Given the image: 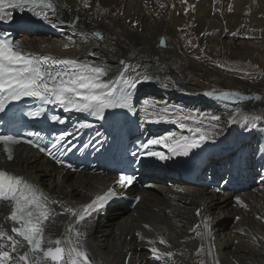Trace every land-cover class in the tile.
<instances>
[{
	"label": "bare ground",
	"instance_id": "1",
	"mask_svg": "<svg viewBox=\"0 0 264 264\" xmlns=\"http://www.w3.org/2000/svg\"><path fill=\"white\" fill-rule=\"evenodd\" d=\"M54 2L57 16L49 13V20L35 16L30 10L22 11V19L39 24L31 32L27 31V34H33L31 38L22 36L23 39L18 41L26 51L75 57L81 62L105 65L113 72L120 70L124 64L140 72L147 71L159 79L145 85L142 92L151 88L149 94L144 96L159 102V108L165 105L180 106L186 112L219 116L221 119L218 122L205 120L202 125L211 134L210 140L229 144L230 137H235V140L243 141L245 147V152H242L244 156L226 171L236 180L232 189H228L223 196L199 178L192 183L175 181L173 188L164 185L172 173L168 168L165 171L168 175L153 173L150 177L152 181L147 185L132 186L128 195L140 196L141 202L130 208L126 215L122 214V206L117 203H113L111 210L103 207L93 213L83 228L84 245L92 264H164V261L152 258L149 250L152 245L147 242L158 236H163L170 247L159 244L158 240L155 246L161 251L176 253L173 257L176 264H200L201 261L203 264H214L215 261L219 264H264V140H259L264 139V90L254 91L243 81L210 69L197 79L202 70L197 72L199 66L190 61L184 46L182 48L180 44V41L183 42L182 32L187 31L196 36L202 52H208L212 58L226 54L242 62L253 74L264 72V0ZM145 4L152 11L154 19L150 18ZM53 27L59 28L65 35L54 32ZM93 32L101 33L104 39L91 36ZM234 38L242 39L239 42L246 49L245 52L234 50ZM161 39L164 40L163 45ZM65 43L72 46L64 50ZM170 43L176 45L175 51L169 49ZM223 81L227 84V90L221 88ZM210 82L216 87L213 90L208 87ZM222 91H238L249 99H218ZM209 92L213 95H205ZM258 106L261 108L251 114L250 109ZM237 111L250 119H258L244 123L238 116L237 123H229V117ZM186 123L191 124V121ZM239 123L244 126V132L228 136L229 130ZM211 124L216 127L212 128ZM147 131L152 132L151 137L156 136L152 127H147ZM256 139L259 141L256 142ZM0 168L24 176L51 198L73 207L83 205L96 194L113 188L112 183L116 178L108 172L95 175L88 170L72 172L59 168L23 147L18 149L12 162L0 150ZM76 188H80V192ZM114 190L121 191L119 187ZM237 197L246 207L237 204ZM53 207L62 211L58 204ZM197 210L201 215H197ZM10 211L6 203L0 202V225L9 234L12 224L5 217ZM205 217L209 218V235L201 238L196 232L203 231ZM222 218L234 219V232L227 236L219 233ZM70 219L67 214L54 217L49 229L53 238L64 232ZM145 224L150 228H144ZM197 224L201 227L193 231ZM137 232L145 239H140ZM253 237H256L255 242ZM201 245L203 252L197 255ZM209 250L212 255L208 254ZM168 264L172 262L168 261Z\"/></svg>",
	"mask_w": 264,
	"mask_h": 264
},
{
	"label": "snow or ice",
	"instance_id": "2",
	"mask_svg": "<svg viewBox=\"0 0 264 264\" xmlns=\"http://www.w3.org/2000/svg\"><path fill=\"white\" fill-rule=\"evenodd\" d=\"M24 8L44 20H49V13L53 17L57 16V5L54 0H0V22H11L14 18L13 10ZM91 36L100 40L104 39L99 32H93ZM160 43L163 45L164 40L161 39ZM71 46V43H65L63 49L68 50ZM121 63L124 62L121 61ZM154 79L158 80L159 77L149 74L147 71H137L131 66L113 72L105 65L81 62L75 57L37 55L26 51L20 43L0 35V112L5 110L9 102L30 97L41 102V106L27 113L32 118L44 116L46 113L44 105L54 104L62 107L65 111L74 110L89 113L98 119H104L105 112L109 109L124 108L132 111L133 95L137 86ZM205 95H213V93L209 92ZM217 98L231 101L249 99L238 91H222ZM255 98L260 99V97ZM158 103L146 99L144 111L155 109ZM153 114L159 115V119L153 122H160L174 115L175 119L171 122L176 123L180 129H187L188 132L194 134L185 136L169 132L167 135L150 139L147 144L143 145V148L148 149L144 154L160 160L170 157L163 152L151 150L150 146L163 145L173 155L188 156L193 149L200 148L211 139V134L202 127L205 120L218 122L221 119L216 115L207 116L202 113L186 112L180 106L169 107L167 105L160 107L159 113ZM238 116L239 120L244 123H252L253 119H258V117L250 119L248 115L237 111L236 114L229 117V123H237ZM50 119L64 123V120L58 115H52ZM187 121H191V124L186 123ZM83 126L81 125V127ZM210 126L216 127L215 124ZM252 126L255 127V124L253 123ZM195 133H199V135L196 136ZM28 135L38 139L42 138L39 132H29ZM70 135H72L71 132L61 134L51 147L62 149L63 142ZM25 142L39 148L42 152L46 151L33 140ZM19 143L21 140L13 135H0V146H2L8 161L14 159L13 146ZM87 146L85 145V147ZM48 155L57 164L64 165L65 162L57 158L52 151H48ZM66 166L72 168L71 164ZM133 181L132 175L121 174L116 183L123 186L131 185ZM117 195L118 193L113 188H108L103 193L96 194L83 205L68 206L62 201L51 198L29 179L8 170H0V202L6 203L10 207L11 211L5 220L12 224L11 234L3 225H0V264H92L84 245L83 228L93 213L107 206ZM135 199L139 202L140 197ZM236 202L246 207L239 197L236 198ZM57 204L62 211H57L53 207ZM65 214L72 219L68 221L64 232L53 238L49 231L50 225L54 222V217ZM197 215H201L200 210H197ZM208 219V217L204 218L203 231H197V236L204 238L209 235ZM237 219L239 218L237 217ZM143 227L150 228L148 224ZM200 227L201 225L197 224L193 231ZM136 235L142 240L145 239L139 232ZM157 240L159 244L170 247L163 236L148 240L147 242L152 245L149 249L152 258L164 261V264H168V261L176 264L173 259L176 253L161 251L155 246ZM255 241L256 237H253V242ZM202 252L203 245L197 250V255ZM208 254L212 255L211 250ZM200 264H203V261ZM214 264H219V262L215 261Z\"/></svg>",
	"mask_w": 264,
	"mask_h": 264
},
{
	"label": "rangeland",
	"instance_id": "3",
	"mask_svg": "<svg viewBox=\"0 0 264 264\" xmlns=\"http://www.w3.org/2000/svg\"><path fill=\"white\" fill-rule=\"evenodd\" d=\"M145 8L147 11L149 10L148 13H150V18L154 19L153 13L147 4H145ZM30 28H32L31 30L35 29V28H33V26ZM18 31H19V37H17L18 40L23 39L22 36H26V37L31 38L33 35V34H27V32H23L24 34H22L21 29H18ZM182 36H183V39H182L183 42L180 41V44L182 43V48L184 46V52L186 54H188V58L190 59V61H192L195 65L199 66V68L197 69V72H200L202 70L198 74L197 79L200 78L201 73L203 74V73H205L206 70L210 69V71L217 72V73L224 75V76L235 77V78L241 80V82L243 81L244 84L247 85V87H252L254 89V91L258 92V91L264 90V72L260 71L257 74L256 73L253 74L246 69V66H244V64L242 62H240L237 59H233L232 57L230 58V56L226 55V54H223L220 57L212 58L208 52H202L201 48L199 47L200 45L197 43L195 35L193 36L191 34H188L186 31V32H182ZM194 39H195L196 43H195ZM243 39H245V38H243ZM240 40H242V39H240ZM240 40H239V38L233 39L234 50H240V51L245 52L246 49L240 45V42H239ZM190 42H192V43H190ZM244 42L247 43V41H244ZM137 47H139L138 44H137ZM168 47H169V49L171 48L170 50H172V51L176 50V45L174 43H170ZM197 57H199V59H197ZM222 84L223 85L221 86V88L227 90L228 87H227L226 82L223 81ZM208 87L211 90L216 88L214 83H211V82L209 83ZM260 108H261V106H258L257 108L255 107L253 109H250L251 114H252V112H254V110H258ZM244 129H245L244 126L241 123H239L238 126L229 130L228 136L229 135L230 136L237 135L239 133L241 135L244 132ZM89 171L91 172V170H89ZM95 175H98V172H95ZM223 181H225V179ZM169 182L175 183V181H169ZM164 185H166V183ZM137 186L138 185H136V187ZM171 188H173V187H171ZM76 191L80 192V188H76ZM226 193H228V192H226ZM223 195H221V196H223ZM184 206H187V204H185ZM111 208H110V210H111ZM122 209H123L122 214L126 215L127 211H129L130 208L122 207ZM215 216H218V214H216ZM220 225L222 226V228H221L222 230L219 231L220 234H224L227 236L228 234L234 232V219L222 218Z\"/></svg>",
	"mask_w": 264,
	"mask_h": 264
},
{
	"label": "water",
	"instance_id": "4",
	"mask_svg": "<svg viewBox=\"0 0 264 264\" xmlns=\"http://www.w3.org/2000/svg\"><path fill=\"white\" fill-rule=\"evenodd\" d=\"M22 18H21V16L19 15L18 16V20H21ZM26 23L28 24V25H34L35 24V22L34 21H32V20H26ZM15 24H20V21H16L15 22Z\"/></svg>",
	"mask_w": 264,
	"mask_h": 264
}]
</instances>
